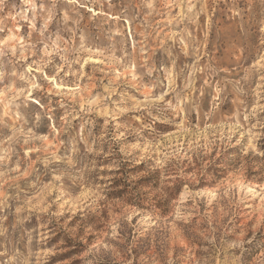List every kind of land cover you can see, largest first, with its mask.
<instances>
[{
  "label": "rangeland",
  "instance_id": "1",
  "mask_svg": "<svg viewBox=\"0 0 264 264\" xmlns=\"http://www.w3.org/2000/svg\"><path fill=\"white\" fill-rule=\"evenodd\" d=\"M0 264H264V0H0Z\"/></svg>",
  "mask_w": 264,
  "mask_h": 264
}]
</instances>
